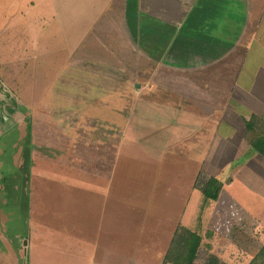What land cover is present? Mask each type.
I'll return each instance as SVG.
<instances>
[{"label": "crops", "instance_id": "1", "mask_svg": "<svg viewBox=\"0 0 264 264\" xmlns=\"http://www.w3.org/2000/svg\"><path fill=\"white\" fill-rule=\"evenodd\" d=\"M2 1L0 162H9L0 163V236L11 214L15 242L31 234L24 249L50 243L62 226L76 237L70 264H97L109 249L99 255L108 264L110 241L128 240L120 226L130 207L173 192L180 209L194 193L203 208L202 186L230 177L213 201L219 210L238 193L232 174L221 177L235 161L237 172L264 178L254 147L264 135V0ZM35 1L48 2L62 37L49 68L51 45L29 47L37 23L24 15ZM15 175L18 194L8 199L4 181ZM252 187L255 201L264 198ZM9 247L3 264H16Z\"/></svg>", "mask_w": 264, "mask_h": 264}, {"label": "rangeland", "instance_id": "2", "mask_svg": "<svg viewBox=\"0 0 264 264\" xmlns=\"http://www.w3.org/2000/svg\"><path fill=\"white\" fill-rule=\"evenodd\" d=\"M11 1L3 0L2 3L13 4L14 0ZM34 3L36 7L26 10L27 14L24 15V20L32 21L33 24L37 23L32 29V40H36V44L31 43L29 47L31 51L35 50V47L37 48L39 44L51 45V52L48 54L49 60L46 62V66L49 68L52 66V60L61 52L58 51V48L63 45L61 41L62 37L58 32L55 18H52L48 2L37 3L35 1ZM27 27L28 23L24 22L21 25L12 27V30H17V32H14V35L10 39L16 43L20 39V30L23 32L25 29H28ZM27 37L25 40H27ZM100 49L101 51H105V48L100 47ZM8 53L17 57L15 50L13 51L10 48L3 49L1 54L4 57H10ZM8 162V160H5L0 163L7 169ZM239 165L240 162L235 161L228 166L221 176L224 177L226 174H232L239 181V184L235 186L238 190V193L234 196L235 198L233 197L225 207H220L219 210L213 209V201L216 200L207 199L204 191L202 194L208 203L203 208L198 207L203 202L202 200L199 201V197H197L198 193H194L190 203L185 204L184 208L180 209V198L182 195H175L176 198L180 197L177 198L179 199L177 206L176 200L173 199V192L157 193L156 196L163 200L158 202V205L143 204L140 205L139 209L130 207V213L127 216L128 224L125 225L123 223L120 226L123 231H127L126 236L128 240L118 241L114 239L110 241L113 253L112 257L105 258L111 261L108 264H169L165 262V254L170 247L173 231L179 225L189 227L191 231L203 238L196 259L197 264H205L214 256L219 257L226 264H248L264 243V198L262 197V199L255 201L253 195L250 193L253 188L252 183L255 180L258 190L261 194L264 193V185L262 183L264 182V178H254L253 176H256V174L251 176L250 169H247V172L243 170L242 172L244 173L237 172ZM255 166L256 164L252 167ZM228 178L230 177H227L225 181L219 178L221 180V190L222 187L226 186L224 182H227ZM5 179L4 190L1 192V195L10 199L13 194H18L15 186H18L19 183L13 182L16 179V175ZM189 195L187 194V198H189ZM129 196L130 199L137 201L139 194L131 192ZM235 205L237 208L234 207ZM7 207L2 211L5 217L11 214L10 209ZM21 209L24 213L25 206ZM11 216L12 218L9 220L13 219L11 225L1 224V230L4 228L8 232H2V236H0V264H3V259L5 261L7 258L13 259L8 254L9 246H11L10 252H12V256H15L16 264H36L39 261L42 264H70L68 254L72 249L74 253L76 252V237L73 233L71 235L63 232L62 226H53L57 229L58 236L56 229H52L56 236L48 237L53 238L50 243L44 241L40 243V246H29L28 249H24L23 245H26L25 241L30 238L31 234H26L23 239L15 242L16 234L20 231V225H16L18 222L12 214ZM130 218L132 219L131 221ZM22 226L28 229V226ZM208 234H210V237H208ZM70 237L73 238V241H68ZM14 245H16V253L12 249ZM107 252H111V250L104 251L99 249L97 251V264H101V257L99 255L106 254Z\"/></svg>", "mask_w": 264, "mask_h": 264}, {"label": "trees", "instance_id": "3", "mask_svg": "<svg viewBox=\"0 0 264 264\" xmlns=\"http://www.w3.org/2000/svg\"><path fill=\"white\" fill-rule=\"evenodd\" d=\"M247 128L250 131L255 130L251 124H247ZM259 134L260 132H258L257 136L254 138V147L264 154V135L259 137ZM202 190L206 198L217 200L221 191V182L215 178H210L208 182L202 186ZM209 235L210 234H208V237H210ZM202 242V236L179 225L170 243V247L165 254V262L169 264H197L196 259ZM205 264L226 263H223L219 257L217 258L214 256ZM248 264H264V243Z\"/></svg>", "mask_w": 264, "mask_h": 264}]
</instances>
